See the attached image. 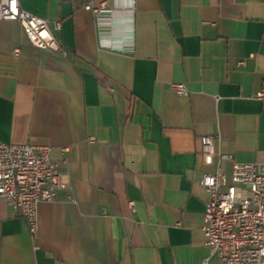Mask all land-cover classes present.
Segmentation results:
<instances>
[{
  "label": "crops",
  "instance_id": "crops-1",
  "mask_svg": "<svg viewBox=\"0 0 264 264\" xmlns=\"http://www.w3.org/2000/svg\"><path fill=\"white\" fill-rule=\"evenodd\" d=\"M17 1L59 50L0 21V142L47 147L69 192L38 206L34 237L0 199V264H200V138L264 166V0Z\"/></svg>",
  "mask_w": 264,
  "mask_h": 264
},
{
  "label": "built area",
  "instance_id": "built-area-1",
  "mask_svg": "<svg viewBox=\"0 0 264 264\" xmlns=\"http://www.w3.org/2000/svg\"><path fill=\"white\" fill-rule=\"evenodd\" d=\"M84 10L97 20H110L121 13L104 5L96 9L87 5ZM0 21L18 23L37 49L59 50L48 22L23 11L17 0H0ZM100 48L128 52L107 41H101ZM170 88L178 97L185 95L184 85L173 84ZM256 101L264 109V88ZM217 140L200 138L201 161L214 168L213 174H205L198 181L207 198L201 231L208 257L200 264H208L213 257L220 264H264V166L236 163L232 156L217 152ZM49 152L47 147L0 142V199L19 211L32 237L37 229L38 206L51 204L60 193L69 192L64 185L66 174L59 172V161L50 159Z\"/></svg>",
  "mask_w": 264,
  "mask_h": 264
}]
</instances>
